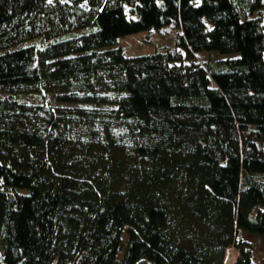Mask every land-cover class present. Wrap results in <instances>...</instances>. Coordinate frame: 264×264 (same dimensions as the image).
Instances as JSON below:
<instances>
[{
    "label": "trees",
    "instance_id": "16d2710c",
    "mask_svg": "<svg viewBox=\"0 0 264 264\" xmlns=\"http://www.w3.org/2000/svg\"><path fill=\"white\" fill-rule=\"evenodd\" d=\"M243 234L264 253V0H0V264H264Z\"/></svg>",
    "mask_w": 264,
    "mask_h": 264
},
{
    "label": "rangeland",
    "instance_id": "374dc122",
    "mask_svg": "<svg viewBox=\"0 0 264 264\" xmlns=\"http://www.w3.org/2000/svg\"><path fill=\"white\" fill-rule=\"evenodd\" d=\"M174 31L175 27H170L166 33L161 34L160 31L156 30H151V31H139L133 34H127L124 36H121L117 39V44L115 46H119L123 53L125 55H139V54H146V53H151L157 48H161L162 45L169 44V42L173 44V39H174ZM35 43H40L41 39L37 38L34 40ZM218 58H223L220 55H215L210 52H200L195 54L193 60L196 62H207V61H213ZM20 98L25 99L29 102H40L38 99V96L33 95V94H26V95H21ZM48 101L52 105H57V103L54 101V98H49ZM244 239H249L253 240L256 243V251H255V256L260 259L261 256H263V249H262V244L263 241L261 238H253L251 236V239L249 238L250 236L247 234L242 235ZM127 239V234L123 233L122 234V243L123 245L125 244ZM122 251L118 254V256H121ZM238 256V251L236 250L235 247L229 246L224 250L223 254V259H222V264H229L230 261L233 259V263L235 262L236 257Z\"/></svg>",
    "mask_w": 264,
    "mask_h": 264
},
{
    "label": "bare ground",
    "instance_id": "6f19581e",
    "mask_svg": "<svg viewBox=\"0 0 264 264\" xmlns=\"http://www.w3.org/2000/svg\"><path fill=\"white\" fill-rule=\"evenodd\" d=\"M233 263V259L230 261V263L229 264H232Z\"/></svg>",
    "mask_w": 264,
    "mask_h": 264
}]
</instances>
